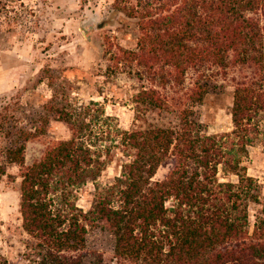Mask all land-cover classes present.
<instances>
[{"label":"trees","instance_id":"trees-1","mask_svg":"<svg viewBox=\"0 0 264 264\" xmlns=\"http://www.w3.org/2000/svg\"><path fill=\"white\" fill-rule=\"evenodd\" d=\"M128 12L140 38L135 51L117 50L115 65L135 62L152 74L170 68L176 86L187 68L205 65L243 64L264 72V0H136ZM254 88L251 82L234 89L229 132L206 135L180 110L172 127H113L114 140L103 146L92 131L103 115L96 102L49 105L48 113L67 128L69 138L47 146L28 165L22 146L4 152L6 162L17 166V211L22 231L33 241L24 259L104 264L84 262L78 254L85 227L98 225L112 242L110 264H264V217H256L248 233L247 207L258 203V190L242 165L264 113V93ZM204 94L195 83L188 99L197 103ZM132 103L134 124L143 120L142 112L167 110L153 89L136 93ZM109 120L102 118L107 130ZM40 133L25 132L22 141ZM112 148L123 159L119 173L95 188L83 213L72 193L96 180ZM162 166L164 176L153 180ZM218 172L235 182L220 181Z\"/></svg>","mask_w":264,"mask_h":264},{"label":"rangeland","instance_id":"rangeland-1","mask_svg":"<svg viewBox=\"0 0 264 264\" xmlns=\"http://www.w3.org/2000/svg\"><path fill=\"white\" fill-rule=\"evenodd\" d=\"M135 5L136 0H0V264H29L24 256L33 244L21 229L17 211V166L6 162L4 152L22 146L23 163L28 165L47 146L69 138L67 128L48 113L49 105L96 102L103 115L92 131L103 146L114 140L113 127L123 131L137 125L172 127L180 110L197 121L206 135L229 132L234 89L253 82L254 89L260 86L264 93V72L251 65L187 68L179 86L172 81L170 68L152 74L135 62L115 65L117 50L137 48L140 31L136 19L128 15ZM262 20L260 17L261 28ZM195 83L205 94L200 102L192 103L188 94ZM146 89L155 90L167 110L142 112L143 120L134 124L132 98ZM103 116L111 119L109 130L102 123ZM257 128L242 162L258 190V203L247 207L248 233L255 218L264 217V113L258 116ZM35 129L41 133L23 142L22 134ZM122 162L120 152L112 148L96 180L73 191L75 207L83 213L89 210L95 188L110 184ZM165 172V166L157 168L153 180L161 179ZM217 177L235 182L231 175L218 172ZM85 228L84 247L78 252L82 260L110 264L109 234L98 225Z\"/></svg>","mask_w":264,"mask_h":264}]
</instances>
